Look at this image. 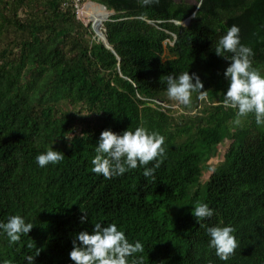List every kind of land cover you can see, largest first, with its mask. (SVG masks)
Instances as JSON below:
<instances>
[{
    "label": "trees",
    "instance_id": "trees-1",
    "mask_svg": "<svg viewBox=\"0 0 264 264\" xmlns=\"http://www.w3.org/2000/svg\"><path fill=\"white\" fill-rule=\"evenodd\" d=\"M84 1L111 14L102 28L111 49L77 18L75 0H0V222L34 225L11 244L0 234V260L27 264L40 248L34 264H74V236L100 222L141 242L144 264H264V125L251 113L234 122L223 103L230 61L212 51L235 24L264 75V0ZM184 71L207 93L179 112L164 77ZM141 126L165 138L152 177L139 165L111 179L91 171L102 131ZM50 147L64 159L39 167ZM201 202L214 215L197 223ZM200 224L235 229L227 261Z\"/></svg>",
    "mask_w": 264,
    "mask_h": 264
},
{
    "label": "clouds",
    "instance_id": "clouds-1",
    "mask_svg": "<svg viewBox=\"0 0 264 264\" xmlns=\"http://www.w3.org/2000/svg\"><path fill=\"white\" fill-rule=\"evenodd\" d=\"M139 3L143 8L158 4L159 0H139ZM212 51L216 56L230 61L223 73L228 82L227 90L223 93V103L236 110L234 122L238 124L241 117L251 113L258 126L264 125V75L253 67L254 53L249 46L241 43L239 26L234 24L229 27ZM229 53L230 56L227 55ZM164 80L167 96L182 105L190 104L193 92H198L201 98L207 93L202 91L203 83L200 78L195 73L190 75L189 71L176 76L167 75ZM164 143L163 135L142 126L120 133L104 130L94 147L96 154L91 161V171L105 179H111L139 165L144 169V177H152L165 156ZM64 157L62 152L50 147L38 154L35 161L43 168L48 164L59 163ZM151 161H155L152 167H144ZM192 215L200 223L205 218L212 217L214 211L207 203L201 202L194 206ZM87 220L86 214L80 217L81 224ZM33 226L31 222L26 223L21 215H11L7 222H0V234L5 235L11 244L18 242L21 235H28ZM200 226L205 229L208 237L207 247L214 249L221 261H227L238 247L235 229L231 226ZM28 247L32 248L33 245L29 244ZM40 251V248H36L34 255L26 256L27 264H34ZM143 251L141 242L130 243L124 231L118 229L115 223L102 226L100 222H96L91 232L80 231L74 236L69 258L74 264H144L143 255H135ZM0 264H9V261L0 260Z\"/></svg>",
    "mask_w": 264,
    "mask_h": 264
},
{
    "label": "rangeland",
    "instance_id": "rangeland-1",
    "mask_svg": "<svg viewBox=\"0 0 264 264\" xmlns=\"http://www.w3.org/2000/svg\"><path fill=\"white\" fill-rule=\"evenodd\" d=\"M180 0H175V2H179ZM186 2H188L189 4H196V0H185ZM89 3L91 2H87V1H84L83 4L79 5L78 4V0H75V5H77V18L85 25H89L90 23L88 22L89 19L87 18L88 16L84 15V7L85 5H88ZM97 5V4H96ZM109 16L111 15L109 12H108ZM92 25V23H91ZM171 100V99H170ZM172 102V108L175 109V110H178L179 112L182 111V104H179L177 103L176 101L174 100H171ZM220 151H221V148H220ZM222 153V151H221ZM222 160V157H220L218 160H216V163L220 162Z\"/></svg>",
    "mask_w": 264,
    "mask_h": 264
},
{
    "label": "bare ground",
    "instance_id": "bare-ground-1",
    "mask_svg": "<svg viewBox=\"0 0 264 264\" xmlns=\"http://www.w3.org/2000/svg\"><path fill=\"white\" fill-rule=\"evenodd\" d=\"M107 13L108 12L106 10H103L95 3H89L84 7V15L88 16L87 18L89 19V23H91V21L95 23L102 22V20L107 16Z\"/></svg>",
    "mask_w": 264,
    "mask_h": 264
},
{
    "label": "water",
    "instance_id": "water-1",
    "mask_svg": "<svg viewBox=\"0 0 264 264\" xmlns=\"http://www.w3.org/2000/svg\"><path fill=\"white\" fill-rule=\"evenodd\" d=\"M98 6L100 8H102L103 10H106V8L104 6H102V5H98ZM108 17H109V14L107 13V16L105 17V19L102 20V22L95 23V22L91 21V23H92V29L94 31L95 37H97L104 44V46L106 48L111 49L110 46H109V43H108V41L106 39V36L104 35L103 29H102L103 28V24H104V22L107 21ZM189 23H190V19H187L185 22L182 23V25L183 26H188Z\"/></svg>",
    "mask_w": 264,
    "mask_h": 264
}]
</instances>
